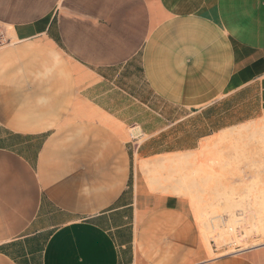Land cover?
Listing matches in <instances>:
<instances>
[{
  "label": "crops",
  "instance_id": "obj_1",
  "mask_svg": "<svg viewBox=\"0 0 264 264\" xmlns=\"http://www.w3.org/2000/svg\"><path fill=\"white\" fill-rule=\"evenodd\" d=\"M0 26V264H264V243L209 249L102 107L137 64L185 110L144 160L264 117V0H0Z\"/></svg>",
  "mask_w": 264,
  "mask_h": 264
},
{
  "label": "rangeland",
  "instance_id": "obj_2",
  "mask_svg": "<svg viewBox=\"0 0 264 264\" xmlns=\"http://www.w3.org/2000/svg\"><path fill=\"white\" fill-rule=\"evenodd\" d=\"M10 41H12V36L7 34H5V36H0V43H3V45ZM125 82L126 93H123V91L118 89H116L115 92L106 93L102 98L106 104L102 105V107L107 111L114 113L121 120V122H118V129L129 140L132 152L135 153L134 158L137 171L138 173H141V177L144 178L150 188L147 174L149 175L153 170L152 162L155 158L144 160L139 153L138 146L144 142V145L140 149L144 150L145 148L154 145L151 136L158 130L170 124L172 118L185 116V110L172 108L165 104L146 83L139 65L137 64H133L131 73H128ZM116 85L122 88V80L121 82L117 81ZM106 91L107 90L104 92ZM74 110L82 111L84 110V106L75 105ZM263 120L264 117H261L251 120L252 122L249 123L260 122ZM183 124L187 125L188 123L187 121H184ZM180 131H182V128H180ZM226 147L225 144L220 143L215 146L211 152L199 158L204 161L203 165L200 163L203 166L202 170L204 171L201 177L204 176L205 179L207 172H212V176H214L210 179V182H207L208 184H203L205 192L203 191L201 193L199 200H196L197 203L190 196L181 195L189 200L197 221L200 214L208 213L206 215L207 218L200 217L201 220L204 218V228H209V231L207 229L209 243L212 245L211 247L217 249L216 253L218 255L220 253H231L238 249L249 248L264 243V230L260 229L262 227H260L257 222L260 217H264V211L260 212V209L258 208L259 205L257 206L252 203L255 200V194H257V186L255 183H250L251 179L246 177L243 178L246 176V166L243 157L233 156V152L230 151L232 149ZM230 153L232 156L229 155ZM185 155L186 156L182 160H178V162L168 160L165 164L156 166L154 169L156 176L161 178V180L166 178L173 180L179 169L185 171L189 169V172L193 171L195 164L197 166L195 158L191 157V153H186ZM217 158V161H220L224 166H218L215 162ZM199 159L198 161H200ZM141 162H147V164L150 163L148 164L149 170L142 171L138 166ZM210 168H212V170ZM217 169H220L219 174ZM263 187L264 186H259L260 189ZM151 191L166 194L160 190L151 189ZM212 216V219L217 223L216 228H214L210 221H208V217L210 218ZM225 221L227 225H224ZM228 225L233 226L235 231L230 232L229 229L231 226ZM226 230H228V232ZM222 231L223 234L225 231L223 236L218 234V232ZM200 232L205 242L201 227ZM212 255H214V253H212Z\"/></svg>",
  "mask_w": 264,
  "mask_h": 264
},
{
  "label": "bare ground",
  "instance_id": "obj_3",
  "mask_svg": "<svg viewBox=\"0 0 264 264\" xmlns=\"http://www.w3.org/2000/svg\"><path fill=\"white\" fill-rule=\"evenodd\" d=\"M234 127H232L233 129L223 131L222 133H220L219 135H216L215 137L204 138V140L201 142L199 150L196 152L193 151V153H191L192 154L191 157L195 158L197 166L195 164L193 171L190 170L191 172H189V169H187L188 171L187 170L185 171L183 169L182 170L179 169V171L176 174V177L173 180H171L169 178L161 180V178L156 176L154 169L158 165L165 164V162H167L168 160H170L172 162H178V160H182L186 155L182 153V154H178V155L176 154L175 157H167V155H166V156L161 157V158H156L154 160V162H152L153 170L150 172L151 174L150 173H149V175L147 174V180L149 182L150 188L153 190H160L161 192L171 194V195L190 196L197 203V201L201 197V193L203 191L205 192V189L203 188V184H208L207 182H210V179L213 178V176H214V175L212 176V174H213L212 172L211 173L207 172V174L205 173L206 174L205 179H204V176L201 177L202 173L204 172L202 170V168H203L202 165H203L204 161L200 160L199 158H201L202 156H205V154L211 152V150L214 149L215 146L219 145L220 143H223L227 147H229V149H232L230 151L233 152V156L243 157V159L245 160L244 162H245V166H246V170H245L246 176H244L243 178L246 177V178L251 179L250 183H255L257 186V194H255V200L252 203H254L257 206L259 205L258 208L260 209V212L264 211V187L262 189L259 188V186H264V120L260 121V122L244 124L243 126H240L237 128H234ZM229 155L232 156L231 153ZM198 159L200 161H198ZM217 160H218V158L216 159L215 162L218 164V166L222 165L221 162L220 161L218 162ZM148 164H150V163H148ZM148 164H147V162H141V163H139L138 166L140 167V169L142 171H144V170L146 171L149 168ZM222 166H224V165H222ZM212 168H210V169L212 170ZM204 169H206V168H204ZM217 170H218V174H219L220 169H217ZM222 175H220V176H222ZM245 181H247V180H245ZM198 208H199V206H198ZM261 208H262V210H261ZM207 214L202 213V214H200V216L206 217ZM232 215L234 217L233 213H232ZM200 216H198V218H199L198 221H199V224H200V227L202 230V234L205 238V244L210 249L211 245L209 243V235L207 233L209 231V228H206V229L204 228V224H205V222L203 221L204 218L201 220ZM215 216L218 217L217 215H215ZM212 218H213V216L210 218L208 217V221H210L211 225L214 228H216L217 223ZM219 221H220V219H219ZM226 221H225V223L223 222L224 225L225 224L227 225ZM231 221L234 222L233 220H231ZM257 222L259 223V226L262 227L260 229L264 230V228H263L264 227V225H263L264 217H260ZM235 223H236V221H235ZM228 226H231V225H228ZM231 227H230L229 231L234 232L235 228L233 226H231ZM207 229H208V231H207ZM225 229H223V230H225ZM226 231L228 232V230H226ZM218 234L223 236L225 234V231H224V234H223V231L218 232Z\"/></svg>",
  "mask_w": 264,
  "mask_h": 264
},
{
  "label": "built area",
  "instance_id": "obj_4",
  "mask_svg": "<svg viewBox=\"0 0 264 264\" xmlns=\"http://www.w3.org/2000/svg\"><path fill=\"white\" fill-rule=\"evenodd\" d=\"M0 36H5V32L4 30L2 29V27L0 26ZM3 43H0V48L3 47Z\"/></svg>",
  "mask_w": 264,
  "mask_h": 264
}]
</instances>
